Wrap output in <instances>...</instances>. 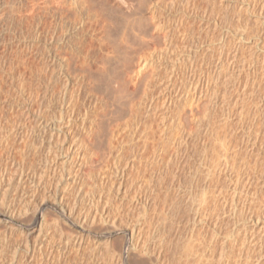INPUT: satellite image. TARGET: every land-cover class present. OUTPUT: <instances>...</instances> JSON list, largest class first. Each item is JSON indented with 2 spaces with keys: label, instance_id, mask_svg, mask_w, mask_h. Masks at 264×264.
I'll return each instance as SVG.
<instances>
[{
  "label": "rangeland",
  "instance_id": "obj_1",
  "mask_svg": "<svg viewBox=\"0 0 264 264\" xmlns=\"http://www.w3.org/2000/svg\"><path fill=\"white\" fill-rule=\"evenodd\" d=\"M59 1L0 0V146L5 145L0 149V264H45V254L56 251L61 236L79 233L82 248L59 264H264V0H163L158 20L169 18L172 24L175 14L185 12L181 29L186 36L178 34L177 47L152 36L145 47L155 65L150 68L158 86L157 110L165 91L173 97L182 95L180 90L185 93L181 78L190 63L196 65L202 86L214 90L218 105L199 128L195 121L190 127L182 123L157 133L139 154L141 174L128 168L131 162L140 168L128 145L101 170V177L91 163H81L77 170L80 160L74 154L82 153L78 125L68 130L60 98L67 73L60 59L69 52L68 39L77 35L81 50H90L96 46L88 34L97 31L89 23L80 25L73 10L59 13ZM112 21L111 32L116 34L121 21ZM236 82L241 84L238 90ZM58 126L60 132L53 129ZM202 146L204 153L199 151ZM214 152L227 158L206 178L203 166L192 189L198 198L202 185H208L213 196L205 209L197 198L190 202L188 179L195 164L211 162ZM120 172L125 181L118 190ZM61 195L65 208L88 213L86 222L73 224L60 215L54 201ZM181 198L193 203L195 214L173 206L172 201ZM249 199L255 203L248 204ZM38 205L43 207L40 212ZM11 206L16 208L13 218L8 215ZM144 209L150 210L149 221L142 219ZM153 210L161 211L157 221ZM101 212L108 215L107 221L99 219ZM134 227L150 233L164 227L170 248L157 245L160 256L152 245L158 240L152 237L147 251L130 250L121 257V249L131 246ZM242 232L243 240L238 238ZM185 233L182 239H190L192 249L189 256L174 249L184 243L180 240ZM50 258L57 261V253Z\"/></svg>",
  "mask_w": 264,
  "mask_h": 264
},
{
  "label": "bare ground",
  "instance_id": "obj_2",
  "mask_svg": "<svg viewBox=\"0 0 264 264\" xmlns=\"http://www.w3.org/2000/svg\"><path fill=\"white\" fill-rule=\"evenodd\" d=\"M162 2L163 0H61L57 4L59 13L64 12L67 15L69 10H73L74 12L71 14L78 18L81 22L80 25L89 23L93 25V31H97V33L88 34L96 48L92 49L91 47L90 49L89 47L90 50L82 51L81 42H76V35L74 40L68 39L66 48L69 52L66 57L62 56L63 60L60 59V67L64 66L65 72L67 71L66 74L64 73L65 82H63V89L60 94L61 101L65 103L64 110L69 117L65 124L69 131L72 130L73 124L78 125L77 140L79 147L82 148V153L77 151L74 154L75 159L80 160L77 166L78 171L82 168L81 163L84 165L91 163V166H96L101 177V170L106 169L109 162L117 160L122 151L129 145L133 152V159L140 160V166H138L140 168L139 170L135 169V163L132 162L129 163L128 168L141 174L142 160L139 158V154L148 149L150 144L154 142L157 133L162 130L164 132V130L178 129L177 126H182V123L183 127H190L191 123L195 121H198L196 127L199 128L203 125L205 118L212 115L213 107L218 105L217 96L213 93L214 90L212 92L210 88L207 90V86H202V79L197 75L196 65L194 68L190 63L185 68L184 76L181 78V88L186 89L185 93L180 90L183 98L177 99L182 97L178 92L176 97H173L171 92L165 91L160 112L157 110L155 92L158 86L154 83L151 73L153 69L150 68H155V65L150 61L152 58L150 53L145 52V47L152 36L169 39V45L173 47L176 45L175 41L178 39V34L182 33V38L186 36L181 29L185 12L180 10L183 14L179 16L175 14L172 24L168 23L171 20L169 18L158 20L157 14L161 9ZM71 5H73V9H70ZM113 19L114 21H121L118 24L120 25L119 32H114L116 34L111 32V27L114 26L112 24ZM118 27L116 25V28ZM94 44L92 45L94 46ZM234 57H237L235 53L233 54ZM163 85L165 84L163 83ZM234 85H236L234 89L238 90L241 84L236 82ZM165 87L167 89V85ZM158 114L161 115L158 117ZM158 118H161V122L160 120L157 121ZM207 120L209 121V119H206L208 124ZM166 122L169 123L166 124ZM204 124L208 134H212L214 131L210 128L211 126ZM164 126L165 128L162 129L161 127ZM53 129L60 132L61 126ZM160 137L161 139L167 138L163 137L162 134ZM157 142L159 143V141ZM164 144L165 142L162 145ZM252 145H254V141ZM4 146L1 145L0 149H3ZM205 150V146L199 148L202 153ZM224 150L227 154L228 149L225 147ZM151 152H156V149L152 148ZM215 153L211 162L200 161L192 169L191 177L188 179L191 189L189 192L191 194L190 202L197 198V194L192 192V189L197 184V178L199 173H202V167L206 168V175L204 174V178H206L211 170H214L221 164L222 160L227 158V156L217 157L218 153H216L217 156ZM157 161H152V164ZM117 177L119 180L118 190H120L124 186L125 179L122 172L117 173ZM207 186L202 185L197 198L205 209L213 196V193L208 192ZM59 194L57 192L55 196L58 197ZM63 198L64 195H61L59 202L54 201L60 215L68 218L73 224L86 222L88 213L82 215L74 208H65ZM253 203L255 200L249 199L248 204ZM172 204L177 208L185 206L186 211L189 212L194 211L193 203L188 205L184 198L178 202L173 200ZM55 205L52 204V206ZM42 208L41 205H38L37 211H42ZM149 211L148 209L143 210V220L149 221ZM193 213L195 214V211ZM15 214L16 208L14 206L9 207L8 215L10 218H13ZM153 214L158 216L155 220L157 221L161 216V211L157 213L153 210ZM98 216L104 221L108 219V215H104L102 212L98 213ZM93 217H96V213ZM243 226L245 231L246 224L242 225V229ZM255 227H253V231L256 230ZM123 232L126 231L123 230ZM168 232L169 230L164 227L155 228L151 233L148 229L142 232L141 228L136 231V227H134V230L129 234L131 246L121 249L119 255L121 254V257L126 256L130 250L147 251L146 242L156 238L158 242L152 245L157 247L161 256L162 251L160 252L158 246L162 245L166 248L171 246ZM255 233L251 232L250 235L254 236ZM104 237L105 240H108L110 234L107 233ZM183 237H186V233L185 236L182 234L180 240L184 243L177 245L174 249L176 251L181 250L183 254L189 256L192 251L190 239L185 240L182 239ZM238 238L241 240L245 238L243 232ZM261 238L264 246V232ZM83 244L84 239L81 233L78 236H61L60 243L55 248L56 251L49 250L48 254H45L47 260L45 264H59L61 262L59 260L66 259L71 251L80 250ZM53 253H57V261H52L50 258ZM245 260L246 262L249 261L248 259ZM228 262L218 261L217 264H227ZM194 264H206V261H194Z\"/></svg>",
  "mask_w": 264,
  "mask_h": 264
}]
</instances>
